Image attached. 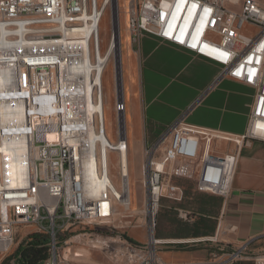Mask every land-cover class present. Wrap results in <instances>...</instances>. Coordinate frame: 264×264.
Returning a JSON list of instances; mask_svg holds the SVG:
<instances>
[{"label":"built area","instance_id":"2783aa9c","mask_svg":"<svg viewBox=\"0 0 264 264\" xmlns=\"http://www.w3.org/2000/svg\"><path fill=\"white\" fill-rule=\"evenodd\" d=\"M134 1L135 36L151 34L188 48L222 66L218 81L229 76L256 89L246 132L196 125L187 113L174 122L146 149V197L138 218L151 235L144 244L131 241L119 231L135 217L120 210L133 204L124 197L129 175L118 186L106 157V149L118 157L128 154L124 98H118V138L109 137L106 149L98 147L90 158L77 137L81 129L69 123L64 107L71 95L64 86L84 79L82 65L90 66L91 77L101 75L95 58L103 52L99 28L110 0H0V251L12 249L21 226H31L49 236L44 264H74L84 256L82 247L104 252L113 264H168L162 246L184 241L158 239L155 228L163 200L185 197L176 180H191L197 192L226 199L239 153L219 150L216 143L233 142L240 149L249 140L264 141V0ZM68 15L87 25L85 40L55 48L52 35ZM101 93L95 85L94 97ZM96 130L102 131L97 124ZM179 213L190 217L183 209ZM252 259L264 264V253Z\"/></svg>","mask_w":264,"mask_h":264},{"label":"crops","instance_id":"0c3cea01","mask_svg":"<svg viewBox=\"0 0 264 264\" xmlns=\"http://www.w3.org/2000/svg\"><path fill=\"white\" fill-rule=\"evenodd\" d=\"M121 65L124 121L134 140L155 142L184 113L196 125L246 132L256 89L229 76L218 81L217 62L155 35L129 31ZM215 147L239 153L231 194L223 199L194 192L185 208H175L177 217L161 220L158 239L184 241L162 246L168 264H254L252 256L264 253V141L249 140L240 149L233 142ZM179 209L190 217H181ZM167 225L173 234L165 233ZM231 251L242 256L229 260Z\"/></svg>","mask_w":264,"mask_h":264},{"label":"rangeland","instance_id":"374dc122","mask_svg":"<svg viewBox=\"0 0 264 264\" xmlns=\"http://www.w3.org/2000/svg\"><path fill=\"white\" fill-rule=\"evenodd\" d=\"M113 0H110L105 16L101 22V36H102V48L107 49L110 42L114 39V15H113ZM116 2V26L118 27V45L115 46L116 49L112 53L110 62L104 72L103 76V87H104V100H105V114H106V126L107 132L111 139H117V127L120 124V115H118V98L122 96L123 92V79H122V52L123 46L126 41L127 33L131 30L130 27V16L131 10L134 5V0H115ZM77 22L72 23V25ZM114 42V40H113ZM118 49V50H117ZM115 53V54H114ZM120 69V81H118L117 68ZM129 127V126H128ZM128 129V137L130 139L128 158H129V169H130V190L133 199V204L128 211H125L122 206L120 210L122 213L128 212L129 214H134L135 217H130L129 222L125 227H120L119 231L122 234H126L128 237L133 239L137 243L144 244L148 241L151 235V229L147 224H140L142 218H138L141 210L144 208L146 191L144 185L145 178V164H146V149L152 147L158 140L150 144H144L141 137L134 140L133 130ZM110 156V155H109ZM111 168L117 182L122 181V169L119 165V157L116 152L111 155ZM121 164V162H120ZM177 182L183 185L185 188L186 197L182 201H172L169 199H164L162 206L157 215V225L155 228V235L157 238L160 231V224L163 218H169V214L172 217H177L176 207L185 208L191 200L195 193L198 195H212L209 193L196 192L194 188V182L187 179H177ZM116 182V183H117ZM187 192H190L188 194ZM195 192V193H194ZM120 193V192H119ZM121 194V193H120ZM172 206V207H171ZM137 213V214H136ZM163 230L167 234H173L168 225L163 227ZM34 232V228L31 226H21L18 229V234L16 236V241L12 249L6 252L0 251V264H10L13 262L12 256L19 246L25 242V237ZM28 233V234H27ZM27 234V235H26ZM219 238H224L221 235ZM83 257L76 261L74 264H113L109 257L99 250H92L86 247H82ZM44 264V263H38Z\"/></svg>","mask_w":264,"mask_h":264},{"label":"bare ground","instance_id":"6f19581e","mask_svg":"<svg viewBox=\"0 0 264 264\" xmlns=\"http://www.w3.org/2000/svg\"><path fill=\"white\" fill-rule=\"evenodd\" d=\"M190 19L191 17L188 15L184 18L186 23L190 21ZM74 22L77 23L72 25ZM99 30L101 31V25ZM85 33H87V25H81L80 17L77 15H68L64 17V24H59V28H57L55 30V34L52 35V42H55V48H64L68 43L80 44L85 40ZM115 49L116 47L112 40L107 49H103V52H100L99 57L95 58V63L97 64V68L101 75L99 74V76H96L95 78L91 77L90 66L82 65L78 71L84 76V79L69 80L66 82L63 89L64 93L71 94L64 99V107L67 112L68 121L72 126L81 129V131L77 133V137L81 140V143L84 146L85 154L88 158L92 157L94 150L98 149V147L99 149L105 147L108 140L109 143H111L106 126L103 76ZM105 63L106 65L103 68V64ZM95 85H99L102 88L101 96L94 97ZM96 124L99 125V129L101 128L102 131L96 130ZM98 142H100L99 145ZM106 152L107 169L116 183L117 181L112 172L110 158L112 153L115 151L109 153L108 149H106ZM128 157L127 153H125L123 157H119V165L122 169L123 177L124 174L130 176ZM123 171H125V173ZM129 176L125 177V198L128 196L131 197ZM116 184L118 186H122L121 181ZM118 192L122 195V191L120 189H118Z\"/></svg>","mask_w":264,"mask_h":264},{"label":"trees","instance_id":"16d2710c","mask_svg":"<svg viewBox=\"0 0 264 264\" xmlns=\"http://www.w3.org/2000/svg\"><path fill=\"white\" fill-rule=\"evenodd\" d=\"M128 238L134 241L130 237ZM49 243L50 239L47 234L37 232L29 234L25 242H23L13 254L11 258L13 262L10 264L44 263L49 257Z\"/></svg>","mask_w":264,"mask_h":264},{"label":"water","instance_id":"95a60500","mask_svg":"<svg viewBox=\"0 0 264 264\" xmlns=\"http://www.w3.org/2000/svg\"><path fill=\"white\" fill-rule=\"evenodd\" d=\"M113 3V15H114V44L115 46L118 45L119 41H118V35H119V31H118V27L116 26V2L115 0L112 1ZM117 73H118V81H120V69L119 67L117 68Z\"/></svg>","mask_w":264,"mask_h":264}]
</instances>
